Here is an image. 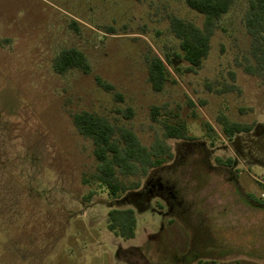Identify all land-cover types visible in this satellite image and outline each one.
<instances>
[{
  "label": "rangeland",
  "instance_id": "obj_1",
  "mask_svg": "<svg viewBox=\"0 0 264 264\" xmlns=\"http://www.w3.org/2000/svg\"><path fill=\"white\" fill-rule=\"evenodd\" d=\"M247 2L234 0L216 21L191 72L169 26L176 16L201 27L184 0H0V264H264V80L242 70L251 60ZM68 48L84 54L90 73L54 72ZM146 55L169 72L159 92ZM227 85L234 90L220 93ZM79 111L147 147L164 142L172 159L111 201L82 182L97 162L73 126ZM219 115L253 129L227 141ZM165 123H182L191 139L164 138ZM109 203L134 211L133 238L108 231Z\"/></svg>",
  "mask_w": 264,
  "mask_h": 264
},
{
  "label": "trees",
  "instance_id": "obj_2",
  "mask_svg": "<svg viewBox=\"0 0 264 264\" xmlns=\"http://www.w3.org/2000/svg\"><path fill=\"white\" fill-rule=\"evenodd\" d=\"M186 6L202 15L201 27L176 16L170 18L169 26L174 37L179 41L181 57L188 64L187 70L194 72L201 67L210 48V38L216 29V21L228 12L234 0H184ZM244 27L251 39L249 55L242 64L244 73L264 80V0H248L244 13ZM179 58V56H177ZM148 81L153 91L159 92L168 80L169 72L165 63L157 55H146ZM52 68L57 74H64L70 69H78L84 74L90 73V66L84 54L75 48L61 50L52 61ZM96 84L104 91L113 88L99 77ZM234 85L224 86L219 92L234 90ZM117 94V93H116ZM250 110V109H247ZM246 109L240 108L244 113ZM126 118L132 115L126 109ZM155 108L152 109L154 119ZM71 120L77 133L92 143V153L97 162L96 171L82 182H94L106 190L111 201L123 194L139 188L140 177H145L152 169L172 159L170 147L164 142L156 141L150 146L143 145L138 137L124 127L113 125L105 117L90 111H79L71 114ZM217 122L222 127V135L227 141L239 133H247L253 129V124L229 120L225 115H219ZM163 136L166 139L190 140L182 123L163 125ZM207 132L210 130L205 123ZM215 161L220 165L230 166L231 159ZM138 177L135 181L124 182L120 178ZM94 193L90 192L83 198L90 201ZM264 205V202H262ZM106 214V226L114 236L130 239L135 235L136 216L131 208H113L109 203Z\"/></svg>",
  "mask_w": 264,
  "mask_h": 264
},
{
  "label": "built area",
  "instance_id": "obj_3",
  "mask_svg": "<svg viewBox=\"0 0 264 264\" xmlns=\"http://www.w3.org/2000/svg\"><path fill=\"white\" fill-rule=\"evenodd\" d=\"M260 196H261L262 198H264V193H261Z\"/></svg>",
  "mask_w": 264,
  "mask_h": 264
},
{
  "label": "crops",
  "instance_id": "obj_4",
  "mask_svg": "<svg viewBox=\"0 0 264 264\" xmlns=\"http://www.w3.org/2000/svg\"><path fill=\"white\" fill-rule=\"evenodd\" d=\"M233 139V138H232Z\"/></svg>",
  "mask_w": 264,
  "mask_h": 264
}]
</instances>
